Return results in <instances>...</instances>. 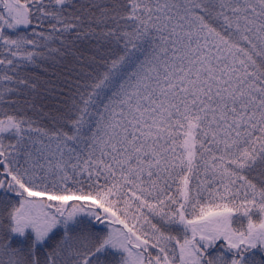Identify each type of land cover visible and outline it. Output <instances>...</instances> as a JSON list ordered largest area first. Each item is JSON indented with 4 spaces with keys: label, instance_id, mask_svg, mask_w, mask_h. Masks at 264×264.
Returning a JSON list of instances; mask_svg holds the SVG:
<instances>
[{
    "label": "trees",
    "instance_id": "1",
    "mask_svg": "<svg viewBox=\"0 0 264 264\" xmlns=\"http://www.w3.org/2000/svg\"><path fill=\"white\" fill-rule=\"evenodd\" d=\"M182 15L226 44L234 64L229 73L240 81L238 94L213 103L216 111L199 88L193 99L178 100L170 107L173 138L187 141L192 126L195 139L185 144L194 155L207 146L217 152L211 137L218 145L232 136L237 144L252 143L258 153L243 176L264 197V127L254 110L262 103L264 113V0H0V264H139L135 258L145 251L135 244L136 219L144 213L141 202L158 203L157 195L149 201L144 192L159 183L164 168L141 154L140 139L108 124L114 115L123 118L120 109L114 112L121 90L125 108H135L132 98L126 105L130 84L135 87L144 67L160 70L178 39L168 25ZM27 189L98 204L75 201L63 210L29 197ZM186 202V196L179 199ZM135 206H141L136 214ZM178 207L160 204L156 211L165 216L148 215V221L169 233L165 219ZM101 215L111 223L98 228ZM178 217L172 233H180L178 241L191 251L201 248L204 264H264L262 244L234 255L226 240H216L206 250L200 241L206 231L190 235V226L202 228L203 222H187L186 212ZM145 254L141 264H151Z\"/></svg>",
    "mask_w": 264,
    "mask_h": 264
},
{
    "label": "rangeland",
    "instance_id": "2",
    "mask_svg": "<svg viewBox=\"0 0 264 264\" xmlns=\"http://www.w3.org/2000/svg\"><path fill=\"white\" fill-rule=\"evenodd\" d=\"M180 19L171 20L173 25H168L169 31L178 39L172 41V52L167 54L166 60L161 65L162 68L160 67L159 70L155 67L158 70L155 71L144 67L138 74L139 80L135 83V87L133 88L130 84L132 94L126 105L132 98L135 108L130 109L128 106L125 108L126 95L121 90L114 112L117 114L120 109L118 116L123 118L120 119L114 115L108 124L109 128L118 131L115 132L117 134H127L140 139L139 143L143 147L141 154L152 155L161 165L160 167L164 168V172L157 180L159 183L153 188L150 187V190L147 188L144 192L146 198L157 195L156 198L161 201L154 199L158 203L147 205L144 200L141 202L142 207L135 206L133 209L134 214L138 213L139 207L144 210V213L136 219L139 224L135 227L133 234L136 237L135 244L151 255V264H204V253L201 248L191 251L189 244H180L178 241L179 232V234L172 233L171 228L178 227L180 223L174 219L180 218L178 216H182L185 212L187 222H203L200 224L202 228L190 226V235L197 237L200 234L198 231H206L202 233L203 236L200 239L206 250L212 248L216 240H226L229 250L234 255H239L244 247L253 248L258 243L262 244L264 250V197H261L243 176L247 165L255 161L254 157L258 150L252 143L245 145L243 140L237 144L232 136L231 142L224 137V141H221L219 145L217 137L210 138L211 145L217 152L209 151L207 146L205 151L195 155L192 152L188 153L185 143L195 139L192 126L188 129L187 141L182 138H173L169 127L173 114V108L170 109V107L178 100H181L183 96L193 99L199 88L198 91L199 93L202 91L205 103L207 102L209 108H213V103L220 104V96H223L222 101H225L231 94H238L235 93L236 82L240 81L233 73H229L234 64L230 61L232 53L226 51V44L209 35V32L190 16L182 15ZM260 40L264 44V39L260 38ZM214 89H219L223 95ZM148 91L151 97H148ZM236 96L241 98L240 95ZM255 99L256 95L252 97L254 102ZM244 104L247 107L246 102ZM251 104L254 103L251 102ZM261 107L262 103L256 104L254 109L258 110L255 114L260 121L258 127H264V113ZM244 108L243 112L247 115L248 111L245 112ZM216 110L215 107L214 111ZM123 137L127 139L124 135ZM170 143H172L171 147ZM260 144L261 140H256V145L260 146ZM144 147H146L145 150ZM192 156H194L192 161L194 171L188 172L186 162L190 161ZM166 167L168 168L165 169ZM181 168H185V171H182L179 176ZM190 177L191 179L188 180ZM148 182L149 178L143 185L147 186ZM20 188L24 191L23 186ZM25 192L29 197L47 198L50 203H56L59 208L64 207L63 210L69 202L78 200L73 197L58 198L44 195L28 189ZM166 196L169 197L167 200L163 198ZM184 196L187 202L185 206H182L179 199ZM132 197L138 199V195ZM81 200L98 204L94 199ZM233 201H235L234 204ZM160 204L161 207L168 204L179 206L178 212L173 217L165 219L168 224L166 228H169L167 230L169 233L165 234L153 227L155 226L153 219L148 221L147 218L148 215L165 216L164 213L158 214L159 211H156ZM119 214L120 212L118 216ZM118 216L112 213L110 217L116 222L119 221ZM17 218L28 222L23 217ZM145 253H140L135 261L139 264L145 262Z\"/></svg>",
    "mask_w": 264,
    "mask_h": 264
},
{
    "label": "water",
    "instance_id": "3",
    "mask_svg": "<svg viewBox=\"0 0 264 264\" xmlns=\"http://www.w3.org/2000/svg\"><path fill=\"white\" fill-rule=\"evenodd\" d=\"M71 203H72V202H69L68 205H67V207H69V205H70ZM101 218H103V215L101 216ZM110 223H111V222H110L109 220L104 219V220H102V223H101V224H110ZM98 227H100V225H99Z\"/></svg>",
    "mask_w": 264,
    "mask_h": 264
},
{
    "label": "flooded vegetation",
    "instance_id": "4",
    "mask_svg": "<svg viewBox=\"0 0 264 264\" xmlns=\"http://www.w3.org/2000/svg\"><path fill=\"white\" fill-rule=\"evenodd\" d=\"M10 182H11V180H10V178H9V182L5 183L6 190H7V194H9L8 189H9V184H10ZM203 259L205 260L206 258L203 257Z\"/></svg>",
    "mask_w": 264,
    "mask_h": 264
}]
</instances>
